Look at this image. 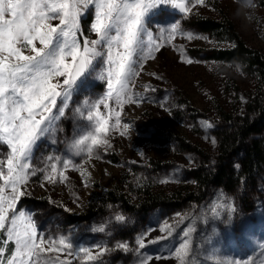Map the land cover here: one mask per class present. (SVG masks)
I'll return each instance as SVG.
<instances>
[{
  "label": "rangeland",
  "instance_id": "rangeland-1",
  "mask_svg": "<svg viewBox=\"0 0 264 264\" xmlns=\"http://www.w3.org/2000/svg\"><path fill=\"white\" fill-rule=\"evenodd\" d=\"M180 2L161 4L157 0V7L146 17L145 28L152 41L145 34L144 43L152 48L158 42L161 47L153 52L154 59L141 58L143 68L131 79L127 94L137 102L118 107L115 96L109 101L114 111L106 137L108 146L94 148L91 157L73 146L79 134L89 128L76 109L86 112L109 93L105 56L98 58L90 74L73 91L65 115L54 121L50 134L34 149L31 165L35 175L30 176L26 194L16 208L31 218L38 236L45 239V247L47 241L60 238L73 245V255L69 256L68 250L48 252L42 264H86L83 253H79L82 247L93 253L107 249L99 259L87 264H141L146 259L150 264H180L172 250L185 239L191 245L189 264H264V180L250 207L233 193L213 189L205 190L199 201L183 204L178 200V205L162 207L151 214L133 216L122 207L109 205L82 223L69 222L89 206L97 208L99 200L120 185H124L133 202L145 190L168 198L193 190L191 172L216 152L214 129L221 111H238L247 95L255 91L254 81L245 76L240 65L208 58L212 51L231 47V43L200 31L196 20L227 18L246 44L264 55V7L260 0H204L203 5L184 0L189 7L187 13L173 7ZM82 10L86 14L80 18L77 34L81 46L85 39L98 38L91 29L94 9ZM52 23L58 25L59 21ZM177 24L179 32L169 41L170 29ZM189 35L193 39L189 40ZM101 50L106 52V46ZM100 111L107 115L102 105ZM116 111H121L120 125L115 124ZM207 123L212 127H206ZM187 147L198 152L186 151ZM7 154L4 146L0 157ZM68 159L77 168L70 166L65 172L67 180L62 183L57 177L56 183L47 182L49 165L57 163L60 168ZM80 165L90 177L81 176L77 170ZM116 216L125 220L119 222ZM165 226H170L172 235L158 243H148L166 235L160 231ZM183 232L189 233L187 238ZM142 238L143 249L137 243ZM161 255L169 258L155 259ZM7 259L0 262L6 264Z\"/></svg>",
  "mask_w": 264,
  "mask_h": 264
},
{
  "label": "snow or ice",
  "instance_id": "snow-or-ice-1",
  "mask_svg": "<svg viewBox=\"0 0 264 264\" xmlns=\"http://www.w3.org/2000/svg\"><path fill=\"white\" fill-rule=\"evenodd\" d=\"M168 2L159 0L161 4ZM195 3L203 5L204 0H195ZM85 7L94 9L91 29L98 38L85 39L81 46L77 34L80 18L86 14L82 10ZM156 7L157 0H0V150L4 146L8 149V154L0 157V231L6 233L5 243L14 242V251L6 264H42L47 260L44 254L52 251L68 250V255H73V245L64 238L47 241L45 247V239L38 236L31 218L16 208L26 194L30 176L35 175L32 154L38 142L50 134L54 121L65 115L73 91L90 74L98 58L105 56L109 93L86 112L76 109L89 128L79 134L73 146L89 157L94 148L108 146L106 137L114 111L109 101L115 96L118 107L125 102L136 103L127 94L131 79L143 68L141 58L154 59L153 52L160 50L158 42L148 48L143 40L147 34L149 42L152 41L145 22ZM173 7L182 13L189 11L184 0L174 3ZM54 20L59 24L53 25ZM179 27L177 24L170 29L169 41L175 38ZM187 38L191 40L193 36ZM101 46H106L107 51L101 50ZM187 63L191 64L192 60ZM101 105L107 115L100 111ZM120 117L121 111H116V125L121 124ZM123 127L126 130L128 126ZM206 127L212 125L207 123ZM70 166L77 168L71 159L64 160L60 168L57 163L50 164L45 180L56 183L59 177L60 182H65V172ZM77 170L82 177H90L83 165ZM116 220L123 222L125 217L116 216ZM160 231L166 235L148 243L155 244L172 235L170 226ZM188 235L183 232L185 238ZM137 243L139 248H145L144 238ZM120 247L127 249L125 244ZM106 251L100 248L93 253L86 247L79 249L86 264L99 259ZM3 253L4 248L0 247V256ZM172 253L180 264H189L191 245L185 239L174 246ZM168 258L161 255L155 259ZM141 264L150 262L146 259Z\"/></svg>",
  "mask_w": 264,
  "mask_h": 264
},
{
  "label": "trees",
  "instance_id": "trees-1",
  "mask_svg": "<svg viewBox=\"0 0 264 264\" xmlns=\"http://www.w3.org/2000/svg\"><path fill=\"white\" fill-rule=\"evenodd\" d=\"M264 7V0H260ZM200 31L231 43V47L214 50L209 59L226 64L240 65L246 77L255 83V91L247 95L243 107L236 112L221 111L220 120L214 129L217 149L213 156L191 172L193 190L185 194L177 192L171 198L145 190L133 202L124 185L107 192L98 202L97 208L89 206L83 214L69 218L70 223L79 224L103 212L110 206L122 207L133 216L151 214L162 207L203 199L204 191L222 189L236 195L246 207L257 200L258 185L264 180V55L252 48L238 34L234 23L227 18L221 20H196ZM186 151L198 152L192 147ZM255 207V206H254ZM0 233V247L4 253L0 260L7 259L14 250L12 243H5Z\"/></svg>",
  "mask_w": 264,
  "mask_h": 264
}]
</instances>
